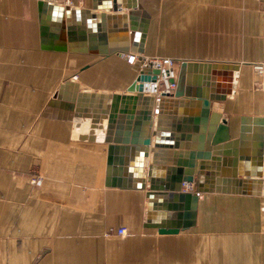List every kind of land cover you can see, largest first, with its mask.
Instances as JSON below:
<instances>
[{"label": "crops", "instance_id": "0c3cea01", "mask_svg": "<svg viewBox=\"0 0 264 264\" xmlns=\"http://www.w3.org/2000/svg\"><path fill=\"white\" fill-rule=\"evenodd\" d=\"M114 1L0 0V264H264V179L240 176L263 173L264 159L254 156L253 137L239 141L243 117L264 118L258 73L264 66V0H117L121 14L134 7L140 12L138 38L132 43L129 22L116 28L103 24L105 41L92 52L89 16L77 19L64 9L111 15ZM50 4L63 10L52 14ZM69 26L76 33L83 29L88 41L70 43ZM56 29L63 37L54 32L59 39L48 36L46 43L44 35ZM126 49L130 56L142 50L147 59L171 58L179 68L182 62L238 66L215 71L211 81V92L226 96L212 111L230 121L235 144L220 161H196L216 165L219 177L204 171L197 184L183 187L188 194L199 192V200L195 225L177 234L160 233L172 220L166 204L176 193L153 192L154 201L149 195L151 181L173 183L180 156L162 147L156 158L154 134L163 136L162 144L176 143L171 136L179 101L167 98L160 115L155 99L146 132L152 140L148 158L134 148L125 156L123 178L109 186L110 115L99 121L92 114L82 131L84 124L76 127V114L62 106L75 107L83 94H96L83 98L86 107L115 112L117 126L127 128L130 121L134 126L144 105L122 97L141 67L111 54ZM65 85L54 111L45 116ZM112 96L120 98L106 99ZM94 122L100 123L97 129ZM199 138L181 146L197 148ZM224 159L235 167H224ZM223 171L239 176L219 192ZM35 177L41 179L38 186L32 184ZM121 228L126 236L118 235Z\"/></svg>", "mask_w": 264, "mask_h": 264}, {"label": "water", "instance_id": "95a60500", "mask_svg": "<svg viewBox=\"0 0 264 264\" xmlns=\"http://www.w3.org/2000/svg\"><path fill=\"white\" fill-rule=\"evenodd\" d=\"M41 10L44 11V3L39 5ZM96 8L95 10H97ZM49 10L52 12H56L59 10L60 12L63 8L59 6H55L50 4ZM66 10L67 15L73 14L75 18L79 19L80 17L84 19L85 15L89 16L86 21V25L89 26L90 30H92V37H90V42L92 45V52L99 42L105 41V31L101 30V27L104 24V27L108 24L112 25L114 28L117 26H127V22H129L132 43L136 42L138 36H136L137 25H138V16H140V12L136 7L131 9L132 11L126 15L121 14L123 10V6L118 4L117 0L114 1V6L110 9L113 14H106L102 12L98 14L96 12H85L80 10L71 11L70 8L64 9ZM71 12V13H70ZM147 23V20L144 22ZM144 24V26H145ZM48 30L47 28H44ZM75 28L69 26L68 27V39L69 42L79 41L81 44H85L88 41V37L86 36L83 29H78L79 33H76ZM144 28L142 29V31ZM54 32H58V34H62L63 30H53L52 34L46 33V43L48 42V36L59 39L58 35L54 34ZM96 32H99V35L96 36ZM144 32V31H143ZM61 49V51H65V48H57ZM118 55H129L130 50H121L119 52L112 51L111 54ZM104 54V53H103ZM139 55H142V50H139ZM105 55H108L105 53ZM140 69V74L136 81L132 84V86L128 89L127 96H123L124 100H139L142 102L143 108H141L135 117V124L131 126V122L128 124V127L125 128L124 125L117 126L118 121L115 117V112L96 110L92 107H86V103L83 98H87L89 95L92 97L97 96L94 94H83L80 97L78 105L73 107L71 105H62L63 108L67 110L73 111L75 116V126L78 128L82 127L84 124L82 131H87L88 122H90V118L92 114H95L100 120H104L107 115L109 116V136L107 138V142L111 145L108 149V186L114 184L118 179H122L124 176L126 160L125 156L130 154L131 151H134V148L143 149L145 152V158H148V147L151 145V138L146 134L148 127L152 122V107L155 102L154 97H146L142 95V91L144 88V84L147 82L155 81L156 76L160 73L158 70H153L152 65H148L145 67L142 62H138ZM146 68V72L144 71ZM218 70H229V71H237L238 66L234 65H222V64H207L200 62H182L179 68V78L177 89L172 96L164 95L158 101V114L163 113L162 103L165 102L167 98H174L178 100L180 103V109L177 108L175 111L173 118V128H172V136L171 139L176 141L175 144H162L161 135L155 132L154 136L156 137V149L153 151L155 153V157L158 158L157 155L160 154L159 148L167 147L170 149L177 150L175 154L180 156L176 165H173V183L168 185H161L154 181H151L150 192L149 195L150 200L154 201L155 193L153 192H164L165 190H169L173 194L170 197L172 202L170 204H166V208L168 211L173 212L171 215L172 220L169 221L168 224L162 226L160 228L161 234H177L181 230H187L192 228L195 225L196 221V211L199 200V192L196 194H188L183 191V187L187 184H195L196 176H202L204 171L212 172V176L216 175V165L214 164H200L197 165L196 161H202L201 163H210L209 161H220L221 157H229L231 154L230 151L235 144L232 142L230 135V121L223 117V115L219 112L212 111V105L214 102H221L225 100V95H216L211 92L212 87V75L215 71ZM152 75L153 78H152ZM67 85L63 86L55 95L53 102L50 104L47 109L45 116L49 115L54 111V108L57 106L56 102L60 100L63 96L64 91ZM120 96H112L106 99L117 100ZM102 109V108H101ZM48 117V116H47ZM130 120V119H129ZM99 122H94L93 129L98 128ZM100 124V123H99ZM85 128V129H84ZM144 128V130H143ZM126 129L125 135L122 130ZM194 135H198L200 138V145L197 148L191 149L190 147H186L184 149L181 146V142L184 141H192L194 140ZM118 137L116 141H112V137ZM122 136H125L122 139ZM254 139L256 151L254 156L264 159V118H251V117H243L241 119V132L240 139L241 143L248 142L250 139ZM114 143V144H113ZM185 150V152H184ZM229 151L226 152L225 151ZM182 158H185L184 161ZM222 161V160H221ZM224 167H230L233 169L235 167V162L231 160H223ZM199 166L198 170L196 168ZM149 176H151V168H149ZM219 171V170H217ZM229 171V170H228ZM223 176L218 179V189L217 191H226L231 185L235 183L234 179L238 178V172H224ZM240 176L249 178L253 177L255 179H264V172L262 173L260 170L257 173L248 174L243 173ZM234 181V182H233ZM258 181V180H257ZM261 181V180H260ZM197 184V183H196ZM261 185H264V182H260ZM199 185V183H198ZM145 187V186H144ZM136 188H139L138 186ZM158 205V204H155Z\"/></svg>", "mask_w": 264, "mask_h": 264}, {"label": "built area", "instance_id": "2783aa9c", "mask_svg": "<svg viewBox=\"0 0 264 264\" xmlns=\"http://www.w3.org/2000/svg\"><path fill=\"white\" fill-rule=\"evenodd\" d=\"M126 58L128 64L131 66L136 65L138 62H142L143 65L148 66L152 65L153 70H158L160 73L156 76L155 81L147 82L144 84L142 95L146 97H154L156 100H160L164 95L172 96L174 95L179 78V62L171 58H152L147 59L143 55H123ZM261 81L260 88L264 91V66L259 67V72ZM154 75H152L153 78ZM33 185H40L41 179L35 177L32 180ZM264 211V208H263ZM118 235L126 236L127 230L121 228L118 230Z\"/></svg>", "mask_w": 264, "mask_h": 264}, {"label": "rangeland", "instance_id": "374dc122", "mask_svg": "<svg viewBox=\"0 0 264 264\" xmlns=\"http://www.w3.org/2000/svg\"><path fill=\"white\" fill-rule=\"evenodd\" d=\"M258 72H259V70H258ZM259 77H260V74H259ZM260 79H261V77H260Z\"/></svg>", "mask_w": 264, "mask_h": 264}]
</instances>
